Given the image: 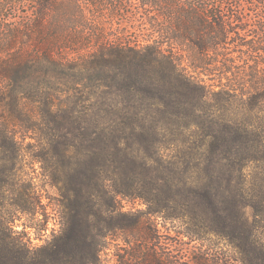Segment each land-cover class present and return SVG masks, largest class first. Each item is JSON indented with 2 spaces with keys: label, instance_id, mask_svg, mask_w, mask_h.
Masks as SVG:
<instances>
[{
  "label": "trees",
  "instance_id": "trees-1",
  "mask_svg": "<svg viewBox=\"0 0 264 264\" xmlns=\"http://www.w3.org/2000/svg\"><path fill=\"white\" fill-rule=\"evenodd\" d=\"M26 155L72 225L54 247L6 207ZM151 216L264 264V0H0V264L95 259L134 229L157 253Z\"/></svg>",
  "mask_w": 264,
  "mask_h": 264
},
{
  "label": "rangeland",
  "instance_id": "rangeland-1",
  "mask_svg": "<svg viewBox=\"0 0 264 264\" xmlns=\"http://www.w3.org/2000/svg\"><path fill=\"white\" fill-rule=\"evenodd\" d=\"M92 21H99V17ZM30 139H27L29 141ZM182 157L184 153L180 151ZM43 164L26 155L18 162L20 175L10 178L9 191H6V207L10 208L11 219L14 218L15 229L26 230L32 240L33 247L42 245L55 246L63 236L70 235L71 223L66 217L61 204V196L56 186L45 175ZM184 164H180L179 175H182ZM23 171V172H22ZM13 175V174H12ZM40 198L38 213L31 211H17L12 203L20 202L27 208L34 206ZM124 210H145L139 201H123ZM8 211V210H7ZM248 214L251 210H247ZM42 213V214H41ZM44 213V214H43ZM144 227L153 235L157 242V253H138L139 241L136 237L139 230L134 229L118 235H108L104 240L105 248L95 259L83 258L79 251L60 253L64 264H244L241 252L229 241L218 235H208L203 239L196 236L183 235L185 224L178 220H167L162 217L151 216ZM81 226V224L79 225ZM45 228L43 231L42 228ZM196 228V226H193ZM85 232V231H84ZM81 239L83 231L73 235ZM76 241V242H78ZM74 242V241H73ZM72 242V243H73ZM75 243V242H74ZM148 247L151 243L146 244ZM147 246L142 251H147ZM89 258V259H88Z\"/></svg>",
  "mask_w": 264,
  "mask_h": 264
}]
</instances>
